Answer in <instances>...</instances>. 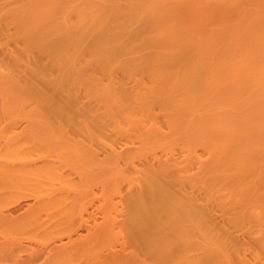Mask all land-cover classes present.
I'll use <instances>...</instances> for the list:
<instances>
[{"label":"bare ground","instance_id":"obj_1","mask_svg":"<svg viewBox=\"0 0 264 264\" xmlns=\"http://www.w3.org/2000/svg\"><path fill=\"white\" fill-rule=\"evenodd\" d=\"M0 163L38 264H264V0H0Z\"/></svg>","mask_w":264,"mask_h":264},{"label":"rangeland","instance_id":"obj_2","mask_svg":"<svg viewBox=\"0 0 264 264\" xmlns=\"http://www.w3.org/2000/svg\"><path fill=\"white\" fill-rule=\"evenodd\" d=\"M67 144H68V143H66V145H67ZM68 154H69V153H68ZM71 155H72V154H71ZM72 156L74 157V155H72ZM68 158H69V155H68ZM68 158H66V159H68ZM70 158H71V156H70ZM75 158H77V159H74V158H73V159H70V160L68 159V160H69V161L78 160V156H76ZM64 159H65V158H64ZM80 161H81V158H79V160L77 161V163L80 162ZM74 162H75V161H74ZM0 164H1V163H0ZM79 164H81L82 168L85 169V167H84L85 165L83 166L82 163H79ZM66 165H67V164H66ZM70 165H71V164H70ZM2 166H3V165H2ZM73 166H74V165H73ZM77 166H78V165H77ZM77 166H76V167H77ZM66 168H67V167H66ZM69 168H70V166H69ZM74 168H75V167H74ZM70 169H71V168H70ZM70 169H66V170H67V171H66V174H68L67 172H69L68 170H70ZM70 171L72 172V171H74V169H72V170H70ZM76 171H77V170H76ZM76 171H74V173H76V175H74V176L77 177L78 174H77ZM69 173H70V172H69ZM74 173H73V174H74ZM78 173H79V171H78ZM80 173H81V172H80ZM83 173L85 174V171H84V170H83ZM83 173H81V174H83ZM84 174H83V176H84ZM101 174H103V173H101ZM104 174H105V173H104ZM108 174H109V173H108ZM108 174H107V177H108ZM96 175L98 176V174H96ZM96 175H93V178H94V179L97 177ZM70 176H71V175H70ZM78 176H79V175H78ZM80 176H81V178H82V175H80ZM80 176H79V177H80ZM94 176H96V177H94ZM102 176H103V175H102ZM105 176H106V175H105ZM68 177H69V175H68ZM107 177H106V179H107ZM71 178H72V176H71ZM71 178H70V179H71ZM83 178H84V177H83ZM83 178L81 179V181L84 180ZM97 178H98V177H97ZM97 178H96V179H97ZM99 178H100V175H99ZM99 178L97 179L98 181H99L100 179H103L102 177H101L100 179H99ZM104 178H105V177H104ZM108 178L110 179V177H108ZM76 179L79 181L80 178L78 179V177H77ZM85 179H86V178H85ZM94 179H93V180H94ZM96 179H95V181L97 182ZM74 180H75V177L73 178V182H74ZM85 181L87 182V181H88V178H87V180H85ZM85 181H84V184L86 185V182H85ZM90 181H91V180H90ZM90 181H88V183H89ZM104 181H105V180H104ZM107 181H108V180H107ZM110 181H111V180H110ZM79 182H80V181H79ZM111 182H112V181H111ZM90 183H91V185H90L89 187H88V185H87V187L90 189V191H89L88 193H90L92 190H93L94 192H96V191L101 192L100 189H99V186H98V185H100V184H99L100 181H99V183L97 184V186H95V188L98 187L97 189H95L94 186H92V185H95V184H94L95 182H93V184H92V181H91ZM102 183H103V181H102ZM76 184H77V183H76ZM79 184H82V183L80 182ZM77 185H78V184H77ZM85 185H83V186H85ZM80 186H81V185H80ZM81 187H82V186H81ZM87 187H86V188H87ZM91 187L94 188V189L91 190ZM1 188H2V187H1ZM1 188H0V190H2ZM94 192H93V193H94ZM101 194H102V193H101ZM6 195H12V193H7ZM90 195H92V197H91ZM90 195H89L88 197H89L90 199L93 198V194H90ZM98 195H99V193H98ZM96 196H97V194H96ZM0 197H1V193H0ZM14 197H15V196H14ZM89 198H88V199H89ZM22 199H23V198H22ZM31 199H32V198H31ZM31 199H28V200H27V199L25 198V200H24V201L22 200V202H31ZM2 201H4V200H3V199H2V200L0 199V204H1V206H2V207L6 206V203L3 202L4 204H2ZM9 201H10V200H9ZM9 201H5V202H7V204H8ZM96 201H97V199H96ZM96 201H95L96 205L93 204V203H88V209H89V210L86 211V212H89V213H87L88 215H87L86 212H85V216H86V218L91 217V218H90V220H91L90 224H89V223H88V225H87V224H82V225H80V226L83 227L84 225H86V228L88 227V228L90 229L91 226H92L93 223H94V221L92 222V219H93V220H95V219H99L98 221H101V220H102V217H100V215H103V213L100 214V211L98 210V209H99V207H98V206H99V203H98V201H97V202H96ZM93 202H94V201H93ZM31 203H32V202H31ZM97 203H98V204H97ZM1 206H0V207H1ZM10 206H11V205H10ZM97 207H98V208H97ZM11 208H12V207H11ZM92 208H93L94 210H93ZM90 210L92 211V213H93V212L95 213L94 218H93V215H90V214H91V213H90V212H91ZM100 210H101V209H100ZM78 211H79V209H78ZM80 211H81V210H80ZM80 211H79V213H80ZM97 211H99V212H97ZM79 213H78V214H79ZM96 214L99 215V216H97ZM89 215H90V216H89ZM46 217H47V216L45 215V218H46ZM47 219H49V217H48ZM91 223H92V224H91ZM80 226H79V227H80ZM89 226H90V227H89ZM79 227H77V228H79ZM88 228L85 229V227H83V228L81 229V227H80L79 230H78V229L76 230V232H79V231H80V234L86 236V235L89 234V229H88ZM87 230H88V231H87ZM74 231H75V230H74ZM54 232H55V229H54ZM54 232L52 233V229H51V233L54 234ZM56 232H57V230H56ZM60 232H61V231H60ZM76 232H74L73 234H75ZM81 232H82V233H81ZM84 232H85V233H84ZM86 232H88V233H86ZM0 233H1V232H0ZM47 233H48V232H47ZM90 233H91V232H90ZM1 234H3V232H2ZM1 234H0V257H2V258H0V264H22V262L24 263V261H21V260H24V257H25V256H26L25 259H26V260H29V261H25L24 264H28V262H30L31 264H36V263H37L36 261H34V260H32V259H27V258L30 257V256H29V254H30L29 252H31V249H32V251H33V249L36 248V249H34V251L37 250V251H36L37 253H38V249H39V248H40V250H39L40 252H39V253H42V252H43V251L41 252V250H44V251L46 252L45 249L47 248V250H48V249L50 248L49 246L52 245L54 242H55V243H54L55 245H56V243L59 244V242H57V241H60V242H61V240H59V239L61 238L60 236H62V235L64 236V237H62L61 239L64 240V242H65V241H66L65 239L68 240L67 237H68V235H69V234L66 235V233L60 235V234L58 233L59 236H58V235H55V236L53 237V235H52V236H50V237H52V239H51V238L48 237V235H50V234H48L47 237H46V234H45L44 237H39V236H37V237H39V238H35V240H34L33 237H32L31 240H30V239H27V236H26V234H25L26 237L23 236V238L25 237L26 240H25V238H24V241L21 240V242H22L21 245L23 244V246H24V248H25V249H24L25 251H23V249H22L23 246L20 247V249H19V248H17V247H19V246H18L19 243H18V245L15 243V242H17L19 239L16 241V240H15L16 237H15V239H13L14 237L11 239V237H10L11 234L9 235V237H8V235L6 236V235L4 234V235L6 236V238L9 239V240H8V239L5 238V236H3V235H1ZM6 234H8V233H6ZM31 234H32V233H31ZM55 234H57V233H55ZM28 235H30V233H28ZM65 235H66V238H65ZM1 236H2V237H1ZM13 236H14V234H13ZM18 236H19V235H18ZM30 236H31V235H30ZM32 236H33V234H32ZM57 236H58V237H57ZM34 237H35V236H34ZM45 237L47 238V240H46ZM56 237H57V238H56ZM1 238H2V239H1ZM19 238H20V239H23L22 237H19ZM40 238H45V242H44V239H40ZM10 239H11V241H10ZM53 239H54V240L56 239L57 241H56V240L54 241ZM114 240H117V239H114ZM118 240L120 241V239H118ZM118 240H117L116 242H119ZM28 241H29V242H28ZM40 241H41V242H40ZM4 242H6V243H4ZM33 242H34L35 244H33ZM37 242H38V243H37ZM47 242H48V243H47ZM62 242H63V241H62ZM113 242H114L113 240H112V242H111V240H110V242H109V240H107V243H110V244H107L106 242H104V243H106V245H105L106 248L104 247V243H103V245L101 246V247H104V250H103V251H107V250L109 251V249H107V248L109 247V245H110L109 248H111V245H114V244H115V242H114V244H113ZM14 243H15V244H14ZM39 243H41V244H39ZM50 243H51V244H50ZM98 243H99V242H98ZM111 243H112V244H111ZM120 243H121V242H120ZM1 244H2V245H1ZM7 244H11V246L13 245L12 247L15 249L16 252L19 251V250H20V251L17 252V254L15 253V254L12 255V253H11L12 247H11V249H10V245H7ZM48 244H50V245H48ZM54 244H53L52 246H55ZM96 244H97V243H96ZM99 244H100V243H99ZM101 244H102V243H101ZM118 244H119V243H118ZM5 245H6V247H5ZM40 245H41V246H40ZM42 245H43L44 247H43ZM31 246H32V247H31ZM98 246H100V245H98ZM116 246H117V248H118V247H120L121 245H120V244H119V245L116 244ZM7 247H9L8 250H7ZM30 247H31V248H30ZM45 247H46V248H45ZM113 247H114V246H113ZM3 248H4V249H3ZM37 248H38V249H37ZM16 249H17V250H16ZM21 249H22L23 252H21ZM27 249H30V250H27ZM106 249H107V250H106ZM26 250H27V253H26ZM6 251H7V252H6ZM9 252H10V253H9ZM36 252H35V253H36ZM8 253H9V255L11 254V257H10V258H9V255H7ZM20 253H22L23 255H21ZM5 254H6V255H5ZM14 255H15V257H14ZM16 256H17V257H16ZM13 257H14V259H13ZM18 257H20V260L18 259ZM5 258H6V259H5ZM15 258H16V259H15ZM1 260H2L3 262H2ZM8 260H9L10 262H9ZM13 261H14V262H13ZM17 261H18V262H17ZM20 261H21V263H20ZM6 262H7V263H6ZM11 262H12V263H11ZM16 262H17V263H16ZM30 263H29V264H30ZM38 263H40V262H38ZM38 263H37V264H38ZM107 264H114V263H107ZM115 264H116V263H115ZM117 264H118V263H117Z\"/></svg>","mask_w":264,"mask_h":264}]
</instances>
